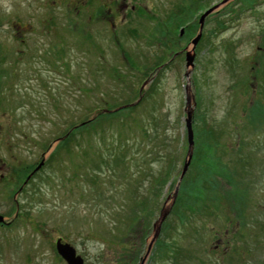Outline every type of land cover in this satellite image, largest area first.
I'll return each mask as SVG.
<instances>
[{
	"label": "rangeland",
	"instance_id": "374dc122",
	"mask_svg": "<svg viewBox=\"0 0 264 264\" xmlns=\"http://www.w3.org/2000/svg\"><path fill=\"white\" fill-rule=\"evenodd\" d=\"M79 1L0 0V264H264V0Z\"/></svg>",
	"mask_w": 264,
	"mask_h": 264
},
{
	"label": "water",
	"instance_id": "95a60500",
	"mask_svg": "<svg viewBox=\"0 0 264 264\" xmlns=\"http://www.w3.org/2000/svg\"><path fill=\"white\" fill-rule=\"evenodd\" d=\"M208 13V12H207ZM205 13L203 16H201L200 18V24H202L203 18L204 16L207 14ZM200 30H201V26H200ZM199 30V31H200ZM200 39V32L198 34V36L192 41V45L195 46L198 41ZM192 61V57L190 55H186V62H187V66L191 64ZM187 117H190V113H187ZM190 118H186L185 120V128H186V137H187V144H188V151H187V155L188 158L186 160V162L183 165V169L180 175V180L183 178V176L185 175V172L190 164V158H191V149L193 146L192 143V132H191V128H190ZM43 165V162H41L38 167L35 169V171H37L41 166ZM163 218H161V220L158 222V225H156V233L153 236V240H155V237L160 229L161 223L163 221V219L166 217V214H164L162 216ZM0 222H3L2 217H0ZM55 250L57 255L66 263V264H84L83 260L76 255L75 250L72 246H70L67 243H62L61 239H58L55 242Z\"/></svg>",
	"mask_w": 264,
	"mask_h": 264
},
{
	"label": "flooded vegetation",
	"instance_id": "af4514ba",
	"mask_svg": "<svg viewBox=\"0 0 264 264\" xmlns=\"http://www.w3.org/2000/svg\"><path fill=\"white\" fill-rule=\"evenodd\" d=\"M92 1L93 0H81V1L77 2L79 5H76L74 7L76 15L80 14V11H79L80 7H82V6L85 7L87 4L91 3ZM145 1L146 0H96V4H97L96 6L103 8V6L106 3H108V4L113 5V7H119L120 9H122V8L123 9H128V8L135 9V8L145 7V5L143 4V2H145ZM55 3H56L55 1L52 2V4H55ZM97 14H98V12L96 13L95 17L94 16H88V18H92V17H93V19L99 18V16H97ZM111 17H115V13L114 14L112 13ZM7 63H8V51H7V48L4 47V48H2V50H0V72L5 71ZM1 178H2V176H0V179ZM31 179H29L25 185H23V183H24V181H23L21 186L16 191V193L20 192L23 189V187L27 186ZM7 226H8V224L5 221L0 222V230L6 229Z\"/></svg>",
	"mask_w": 264,
	"mask_h": 264
},
{
	"label": "trees",
	"instance_id": "16d2710c",
	"mask_svg": "<svg viewBox=\"0 0 264 264\" xmlns=\"http://www.w3.org/2000/svg\"><path fill=\"white\" fill-rule=\"evenodd\" d=\"M126 105V104H125ZM131 106V105H130ZM102 108H104V110H102ZM101 108V110L103 111H99V114H97V115H95L92 119H90V120H85V121H83L82 123H81V126H79V127H76V128H74L75 126H73L72 128H74L75 129V131H71V130H69L68 132H67V134H69L67 137H65L64 139H62V141H60L59 143H58V148H56L55 149V151L56 150H59V149H61L62 147H64V146H66L67 144H68V142H69V140H71L74 136H76L77 134H80V133H84V132H86L87 131V129H91V128H94L95 126H97V124L99 123V122H101L102 120H104V119H112V118H114L115 117V115L113 114V115H109V114H111V113H117V112H110L109 113V111H110V109H112V107H108V106H103ZM134 108V106H131V107H126L125 109H123V110H120V111H128V110H130L131 111V109H133ZM101 112V113H100ZM119 112V111H118ZM129 112V111H128ZM66 135V134H65ZM156 136V135H155ZM63 137V136H62ZM62 137H60V138H62ZM180 139H179V138ZM178 137H177V139L175 140L176 141V143H177V145H180V144H182V139H183V136H181V134H179L178 135ZM60 138H58V139H60ZM182 151L183 150H181V147L180 148H178L177 149V152H176V154H181L182 153ZM173 162V161H172ZM174 164V163H173ZM164 190V185L162 186V188H161V193H162V191Z\"/></svg>",
	"mask_w": 264,
	"mask_h": 264
}]
</instances>
